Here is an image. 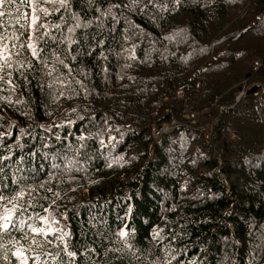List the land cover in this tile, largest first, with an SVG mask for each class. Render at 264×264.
Instances as JSON below:
<instances>
[{"label":"trees","instance_id":"trees-1","mask_svg":"<svg viewBox=\"0 0 264 264\" xmlns=\"http://www.w3.org/2000/svg\"><path fill=\"white\" fill-rule=\"evenodd\" d=\"M71 2L92 21L76 44L57 48L67 10L48 17L61 23L49 55L69 67L50 60L52 77L21 69L14 90L0 83V192L14 176L46 183L37 200L77 253L53 240L62 264H264V0ZM113 4L116 21L97 19Z\"/></svg>","mask_w":264,"mask_h":264},{"label":"snow or ice","instance_id":"snow-or-ice-1","mask_svg":"<svg viewBox=\"0 0 264 264\" xmlns=\"http://www.w3.org/2000/svg\"><path fill=\"white\" fill-rule=\"evenodd\" d=\"M147 2L152 4V0H147ZM137 3L139 0H132V4L125 5V7H131ZM173 3L178 5L179 0H173ZM25 5L28 10L21 12L20 9L24 8ZM152 6L167 10V5L153 4ZM6 7L15 8V15L6 12ZM120 7L119 4H113L106 11L96 8V12L100 13L97 19L111 16L112 20L116 21L117 17L112 10ZM71 9V0H19V2L17 0H0V29H3V32H0V83L11 86L9 90L12 91L16 87L12 79L13 73L21 69L33 72L43 71L46 76L52 77L54 72L59 71L55 67V63L64 65L65 68L69 67L65 60L60 58V51L54 49L49 55V40H55L52 30H60L61 23H50L48 17L54 12L67 10L73 23L67 25L68 35H65L58 42L57 48L59 44L65 42L76 44L77 41L73 39L72 34L76 32V29L88 28L92 21L81 23L80 17L71 12ZM5 16H8L12 23L18 25L16 30L8 31L10 25L9 21L4 19ZM60 20L66 24L64 15L60 16ZM138 27V25L130 24L129 29H126L125 32L138 29ZM128 38L125 35V39ZM98 43L104 44L105 41L101 39ZM68 54L71 55V53ZM72 58L75 59V57ZM50 60L55 61V63H49ZM37 65L42 67L38 68ZM20 75L27 80V76L23 72H20ZM54 82L60 83L61 81L57 79ZM23 131L21 129V132ZM79 139L83 140L84 137L81 136ZM0 159H4V157H0ZM0 172H3L2 167H0ZM28 179L25 176H14L12 184L17 187L11 189L8 195L0 192V249L4 250L3 259L5 264H29L28 253H35L32 257L34 261L46 262L51 258L57 264H62V261L57 260L60 255L59 251H46V249L51 247L53 240H55L59 245H63L61 251L68 257H75L77 253L69 250L66 239L70 233L54 227L53 225L58 224L59 220L50 210L52 205L45 206V203H40L37 200L40 190L51 192V189L46 187L45 182H40L35 177L31 178L33 183H28ZM4 188L7 189L8 185L5 184ZM53 196L58 199L59 193H53ZM40 199L47 202L48 197L44 196ZM52 204H55V200L52 201ZM37 207L40 208V211H35ZM29 208L33 209V214L25 219ZM13 230L21 231L23 235L19 239L15 236L5 239L11 235ZM52 233H55V237L50 235ZM126 235L127 233L123 229L118 232L120 237H126ZM9 255L14 259L10 261Z\"/></svg>","mask_w":264,"mask_h":264},{"label":"rangeland","instance_id":"rangeland-1","mask_svg":"<svg viewBox=\"0 0 264 264\" xmlns=\"http://www.w3.org/2000/svg\"><path fill=\"white\" fill-rule=\"evenodd\" d=\"M236 65H237V62H233V63L230 64V66L227 68V70H229V71L225 74L224 78H226L227 75L230 76V79L236 78V77H235V67H236ZM234 87H235V86H234ZM166 129H167V128L165 127V128H162V129H159L158 131H156V132H155L156 136H158L159 133L165 131ZM225 181H226V180H224V182H225Z\"/></svg>","mask_w":264,"mask_h":264}]
</instances>
